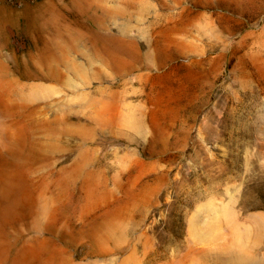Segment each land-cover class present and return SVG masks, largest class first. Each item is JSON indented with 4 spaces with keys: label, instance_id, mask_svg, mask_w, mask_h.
I'll list each match as a JSON object with an SVG mask.
<instances>
[{
    "label": "rangeland",
    "instance_id": "rangeland-1",
    "mask_svg": "<svg viewBox=\"0 0 264 264\" xmlns=\"http://www.w3.org/2000/svg\"><path fill=\"white\" fill-rule=\"evenodd\" d=\"M0 264H264V0H0Z\"/></svg>",
    "mask_w": 264,
    "mask_h": 264
}]
</instances>
